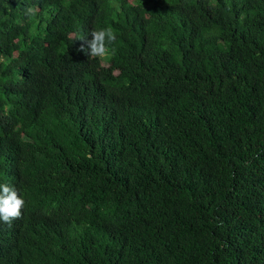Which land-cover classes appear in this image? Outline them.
<instances>
[{
    "label": "trees",
    "instance_id": "1",
    "mask_svg": "<svg viewBox=\"0 0 264 264\" xmlns=\"http://www.w3.org/2000/svg\"><path fill=\"white\" fill-rule=\"evenodd\" d=\"M0 183V264H264V0H0Z\"/></svg>",
    "mask_w": 264,
    "mask_h": 264
},
{
    "label": "clouds",
    "instance_id": "2",
    "mask_svg": "<svg viewBox=\"0 0 264 264\" xmlns=\"http://www.w3.org/2000/svg\"><path fill=\"white\" fill-rule=\"evenodd\" d=\"M25 14L34 15L33 9L28 8ZM89 35L92 37L91 39L75 35V40L85 41L78 50L88 55L89 60L103 59L109 54L115 55L116 49L111 46L116 43L117 34L111 26L93 28ZM25 205L26 201L16 187L0 183V222L10 227L14 220L22 218V210Z\"/></svg>",
    "mask_w": 264,
    "mask_h": 264
}]
</instances>
